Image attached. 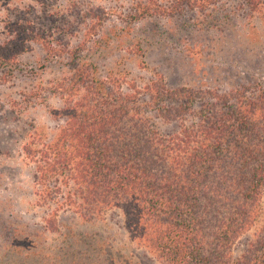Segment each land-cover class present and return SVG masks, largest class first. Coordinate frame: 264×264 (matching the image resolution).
<instances>
[{"label":"trees","instance_id":"obj_1","mask_svg":"<svg viewBox=\"0 0 264 264\" xmlns=\"http://www.w3.org/2000/svg\"><path fill=\"white\" fill-rule=\"evenodd\" d=\"M164 9L138 3L132 13L146 21ZM93 15L86 10L81 20ZM20 40L0 45V63H17L27 43ZM45 41L46 56L58 57L47 92L59 102L49 113L60 125L45 141L32 134L20 150L48 231L62 211L90 223L118 210L134 245L159 264H264V82L221 92L168 88L154 78L113 90L114 79L81 62L79 44ZM65 223L47 258L35 238H18L10 246L17 262L9 264H141L103 233Z\"/></svg>","mask_w":264,"mask_h":264},{"label":"rangeland","instance_id":"obj_2","mask_svg":"<svg viewBox=\"0 0 264 264\" xmlns=\"http://www.w3.org/2000/svg\"><path fill=\"white\" fill-rule=\"evenodd\" d=\"M175 1L0 0V45L27 40L17 63H0V264L17 262L10 246L18 238H35L47 258L58 240L60 222L103 233L141 264H159L134 245L118 210L90 223L62 211L57 213L56 230L49 232L48 210L36 204L31 166L20 148L32 134L45 141L60 125L49 113L59 102L47 92L48 83L58 76L49 66L58 57H47L40 41L47 40L52 48H75L92 22L96 30L79 44L78 56L96 77L114 79L113 90L126 89L129 80L139 86L154 78L168 88L221 92L244 82H264V0ZM138 3L165 9L146 21L137 20L132 12ZM173 5L180 13H167ZM86 10L93 19L82 21ZM102 35L105 40H100Z\"/></svg>","mask_w":264,"mask_h":264}]
</instances>
